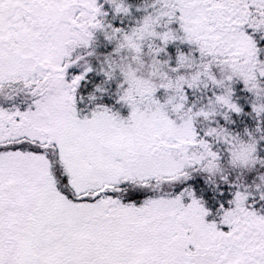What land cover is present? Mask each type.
Segmentation results:
<instances>
[{"label": "snow or ice", "instance_id": "snow-or-ice-1", "mask_svg": "<svg viewBox=\"0 0 264 264\" xmlns=\"http://www.w3.org/2000/svg\"><path fill=\"white\" fill-rule=\"evenodd\" d=\"M0 264H264V0H0Z\"/></svg>", "mask_w": 264, "mask_h": 264}]
</instances>
